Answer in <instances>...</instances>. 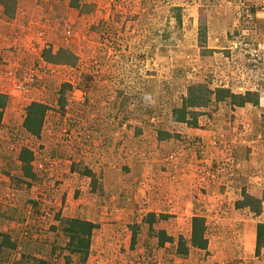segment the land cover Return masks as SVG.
Here are the masks:
<instances>
[{
	"label": "rangeland",
	"instance_id": "obj_1",
	"mask_svg": "<svg viewBox=\"0 0 264 264\" xmlns=\"http://www.w3.org/2000/svg\"><path fill=\"white\" fill-rule=\"evenodd\" d=\"M3 2L0 264H264V0ZM77 218L97 224L86 261Z\"/></svg>",
	"mask_w": 264,
	"mask_h": 264
},
{
	"label": "trees",
	"instance_id": "obj_2",
	"mask_svg": "<svg viewBox=\"0 0 264 264\" xmlns=\"http://www.w3.org/2000/svg\"><path fill=\"white\" fill-rule=\"evenodd\" d=\"M192 90L190 95L185 99L184 105L181 108H176L173 110V120L175 122L186 123L188 121V115L192 113V111H188V103H192L195 96L192 95ZM226 95H223L224 98ZM231 97L237 99L240 96L230 95ZM229 96V97H230ZM6 96L0 94V108H4L6 106V102L4 100ZM228 97V93H227ZM242 98V102L240 105L243 106L245 104L246 97ZM191 107V106H190ZM47 106L40 103H33L28 107V114L24 123V127L27 131L35 136L40 137V133L42 130L43 122L45 119V114L47 110ZM20 160L23 164V169L25 171V175L28 177H34L35 175L31 173L32 170V160L33 153L28 149H24ZM153 216V215H151ZM97 228V224L84 220V219H68V225L65 231L71 236V241L69 243V249L71 253L80 255L83 261H86L89 255V250L91 246V238L94 234V231ZM204 220L200 217H194L193 219V231L191 238V246L194 248L205 250L207 249L208 239L204 236ZM162 238L159 237L160 245H164L166 242L172 241V237H165V232H161ZM133 245L136 243V234L133 235ZM264 248V223H261L257 227V240H256V250L260 253L261 249ZM1 249V248H0ZM179 253L184 255L188 254V248L180 250Z\"/></svg>",
	"mask_w": 264,
	"mask_h": 264
},
{
	"label": "built area",
	"instance_id": "obj_3",
	"mask_svg": "<svg viewBox=\"0 0 264 264\" xmlns=\"http://www.w3.org/2000/svg\"><path fill=\"white\" fill-rule=\"evenodd\" d=\"M241 13H239V17ZM246 17L249 19H260L264 20V5L258 9L256 13H247ZM250 53L252 56H255L258 60H261V56H264V41L259 42L257 45L251 46Z\"/></svg>",
	"mask_w": 264,
	"mask_h": 264
},
{
	"label": "crops",
	"instance_id": "obj_4",
	"mask_svg": "<svg viewBox=\"0 0 264 264\" xmlns=\"http://www.w3.org/2000/svg\"><path fill=\"white\" fill-rule=\"evenodd\" d=\"M6 3V2H5ZM5 3L3 2L0 6H2L1 8L3 9V11L5 12ZM7 4V3H6ZM42 37V36H41Z\"/></svg>",
	"mask_w": 264,
	"mask_h": 264
}]
</instances>
